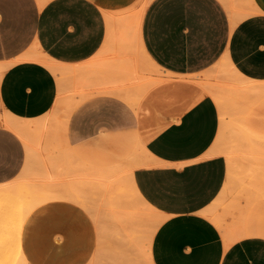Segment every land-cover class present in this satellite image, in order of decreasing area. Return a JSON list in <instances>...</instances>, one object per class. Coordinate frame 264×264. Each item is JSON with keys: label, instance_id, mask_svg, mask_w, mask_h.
Here are the masks:
<instances>
[{"label": "crops", "instance_id": "0c3cea01", "mask_svg": "<svg viewBox=\"0 0 264 264\" xmlns=\"http://www.w3.org/2000/svg\"><path fill=\"white\" fill-rule=\"evenodd\" d=\"M145 1L140 37L148 62L137 68L132 57H124L119 76L115 57L109 62L112 53L101 52L109 19ZM33 51L62 69L91 74L84 87L94 89L135 80L138 76H127L126 71L140 73L144 67L157 77L164 98L150 101L147 91V102L137 115L120 116L159 128L149 136L138 135L142 132L133 136H140L145 151L131 175L132 193L161 219L151 241L114 233L115 228L111 234L112 225L101 236L88 210L72 200L55 199L37 207L25 221L22 251L28 264H264V223L254 225L256 234L226 246L222 231L207 216L228 173L226 159L215 153L221 128L217 103L209 95L199 100L195 95L178 117L171 115V103L166 109L169 97L190 95L173 78H196L223 59L242 76L264 82V0H45L43 5L39 0H0V185L15 180L27 160L24 142L3 121L12 118L35 125L52 113L60 95L69 92L61 75L42 62L25 59ZM104 63L109 68L102 67ZM94 102L98 107L92 117L98 125L93 128L116 130L112 121L118 118L116 102ZM83 118L81 112L73 117L72 135L87 134ZM83 146L66 145L56 154L62 155L57 168L73 169L70 162L80 159L68 160L69 147ZM69 167L67 174L62 170L61 187L80 177H94L95 172L76 175ZM68 169L75 176L68 177ZM82 189L81 193L91 191ZM130 224L131 231L138 230V225ZM115 234L121 240L117 236L115 242Z\"/></svg>", "mask_w": 264, "mask_h": 264}, {"label": "rangeland", "instance_id": "374dc122", "mask_svg": "<svg viewBox=\"0 0 264 264\" xmlns=\"http://www.w3.org/2000/svg\"><path fill=\"white\" fill-rule=\"evenodd\" d=\"M143 4L144 3L142 2L134 9H142ZM110 52L112 53V56L108 59L109 62H112V59H114V53L113 50ZM141 63H144L142 59ZM102 67H108V65L104 63ZM139 70L140 73L137 75L138 78L125 84H114L112 86L96 89H94L92 86H86L76 89L75 91L66 92L63 97L64 104L62 107L54 109L48 116V118L51 120L50 127L39 137H41L40 139L41 143L43 142L42 144L46 143L50 145L48 148H50V152H52L57 159H60L61 156L56 154L62 152V149H64L66 145L77 142L84 144L85 149L81 150H77L76 148H74L75 150H71L73 147H69L71 148L69 150V155H71L70 157L74 159L79 157V159L85 163L82 164L81 161L77 159L79 162H77L76 165L79 169L82 167V165H85L83 166L85 171L82 170V172H77L78 175H85L88 174V172H96L97 169V171L101 169L104 170L107 167L108 169H106V171L109 172L116 173L117 170H119L120 176H122L124 196L130 205H127L126 211L130 210L131 214L135 216L131 217L133 218L132 223L138 225L139 228L136 226L138 228L137 232H135V230L131 231L132 225L129 221H125L127 223L125 224L130 229L129 230L128 227L125 226L124 221L122 220L123 218H120V216H123L122 214H118L119 218H116V220L118 222L121 221L119 222L120 224L123 222V224L120 225L118 222H115L112 225L115 229L118 226V230L116 229L117 233H119L121 229V231H124V234H130L129 236L132 235L133 238H142L144 236L148 241L149 237L152 236L156 225L161 222V219L153 213V210L148 209L146 206L138 202L132 191H130V189L127 187L126 172L130 168L136 166L138 159L140 160L144 157V153L142 151L143 142L140 139V136H137L136 138L133 137L137 135L135 133L142 132V134L139 133L138 135L145 137L153 134L159 128L152 123L146 124V120L141 121L139 119L140 123L137 125L135 123H131L130 120L121 118L120 116L126 114L129 115L130 112L134 115H137V111L140 109V106L142 107L147 102L144 101L147 98L146 94L144 93L147 91H149L147 95L150 96V101L163 99L164 88L159 89L157 87V77H153L150 73L144 70V67L140 68ZM172 80H175L178 82V84L187 87V89L190 90L189 94H192L191 96L186 95L185 97L178 98L177 100L170 97L167 99L166 109L168 108V103H171V115H176L177 117L182 111L186 109L192 97L196 95L197 100L203 97L205 95L204 91L207 87H214L219 90L222 89L224 92L227 91L224 89L228 88V80L226 79L225 74L217 73L213 70H210L196 78H173ZM137 82L139 83L137 84ZM81 89H83V92ZM228 92L229 97L233 98V96H235L232 91L229 90ZM99 99L112 100L116 102L115 109L116 113L118 114V118L112 121L113 126H116L117 129L113 132H109L106 129L97 130L96 128H93L98 125V123L94 122L92 117V111L94 110V107H98V103L95 104L94 101ZM225 104L229 105L228 99L226 100ZM232 104L233 103H231L227 108L230 115L228 114L225 118V127L222 124V117L220 115L221 128L216 147H219L220 150L231 152L234 168L230 164L226 154L216 153L226 159L228 163V173L224 188L216 200L213 208L209 211L212 212L214 217L220 220L219 224L216 221L213 222L220 228L221 231L224 228L241 230L247 226H254L258 224V221L264 223V174L260 177H257L250 175L249 171L253 162H261V164L264 166V149H257L258 147L247 139V135L251 134V132L247 130L244 122L245 117L248 122L256 121V119H264V108H259L254 113L247 112L245 114ZM217 105L220 112V105L218 103ZM78 112L85 114V118H83L81 121L82 124L87 128V134L83 136L72 135L69 128L72 125L73 117ZM101 121V125L104 126V120L101 119ZM222 126L224 129H222ZM44 133L47 135L45 136V139ZM256 134L257 133H252V135ZM260 136L263 137L262 134ZM74 164L73 167H76ZM36 166L37 164L34 165V170L31 173L32 175L28 176V179L23 178L16 181V185L22 186L24 188L23 193L26 196L30 194L31 190H34L36 197L35 199H32V202L28 204L25 209L22 210V230L25 221L37 207L55 199L72 200L80 204L86 210H88V212H90L96 222V212L98 211V199L96 198L98 195L96 196L93 191H90L89 193H81V190H83L82 188L85 187L84 183L88 178L85 177L84 179H81L80 177L74 179L71 183H69V185H64L61 187L59 185L60 180L47 179L43 177L39 174V169ZM89 167H93V169L91 170ZM32 185H36L37 187L32 189ZM109 199L110 198H108V200ZM27 200L30 201L31 199L28 198ZM100 200L104 201L107 199L100 198L99 201ZM105 207H107V209L108 207L109 209L112 208L113 210L114 205H106ZM114 209H116V207ZM123 211H125V209ZM108 212L109 210H107V212L105 210L104 215L107 216V214H109L108 216H110V213ZM105 220L111 221V223L116 221L115 219L113 220V218L110 220L105 218V225H109V222L106 224L107 221ZM96 224L100 229L102 222L97 220ZM119 225L123 226L120 227ZM22 230L18 234L20 239L14 243L13 252V256L19 260L25 258L22 251ZM101 231L102 230L100 229V232Z\"/></svg>", "mask_w": 264, "mask_h": 264}, {"label": "bare ground", "instance_id": "6f19581e", "mask_svg": "<svg viewBox=\"0 0 264 264\" xmlns=\"http://www.w3.org/2000/svg\"><path fill=\"white\" fill-rule=\"evenodd\" d=\"M39 1H40L41 5H43V3L45 2V0H39ZM147 4H148V2L145 1L142 9H139V10L134 9V8L128 9L127 11L121 13L116 18H114L113 17L114 15L112 14L111 16L113 18L109 19V28H108L109 29V35H107L108 38L106 37L107 41L105 42L106 44H105L104 48H102L103 50L101 52H104L105 50L107 52H110L111 50H113V53H114L113 58L115 57V62L117 64V68H116L117 71H115V72H117L116 74H118V75L120 72L121 73L124 72V69L120 68L118 66L123 61L124 57H128V58L132 57V62L136 65L137 68L141 64V59H142V61H144V63L148 62V58L142 50L141 37H140L141 36V23H142L144 11L146 9ZM107 16L111 17L110 14ZM107 16H106V18H107ZM107 24H108V22H107ZM113 45H115V46H113ZM25 59L42 62L46 66H48L52 71H54L56 74L61 75L62 77L60 78V82L62 84L65 82L64 88H65V90H67L69 92L75 91L76 89H80L81 87H84L85 85L88 84L87 83L88 80H91V78H92L91 74L82 75V74H79L76 69H62L58 64L53 63L52 61L48 60V58L45 55H43L42 53H40L38 51H33L32 53L28 54ZM213 71H215L217 73L225 74L226 79L228 80V82H227L228 88L224 89V90H227V91L224 92V91H222V89L219 90V89L214 88V87H207L205 89L204 93H205V95L211 96L220 105V115L222 117V122H223L222 124L224 127L226 126V124H224L225 118L229 114L227 108L231 103H233L232 105L236 106L239 110L243 111V113H245V114L247 112L254 113L259 108L260 109L264 108V82L254 81V80H251V79H248V78L242 76L233 67L231 62L227 59H223L218 65L215 66ZM138 73L139 72L137 70H134L133 72H128V73L126 71L127 76H129L130 74H132V76L138 75ZM138 83L139 82H137V84ZM137 84H135V85H137ZM81 90L83 92V89H81ZM229 90L234 93L235 96H233V98L229 97V95H228ZM227 99H228L229 105L225 104ZM63 104H64L63 95L62 96L60 95L58 100H57L55 109L62 107ZM61 112H64V111H61ZM245 118H244V120H245L244 122H245L246 128H247V130H249L251 132V134L247 135V139L251 143H254L258 147L257 149L263 150L264 149V121H263L264 119H261V120L256 119V121H251V122L249 121L248 122ZM60 120H62V119H60ZM50 121L51 120L48 117L43 119L41 122H39L35 125L29 124V123L28 124L21 123L20 121L13 120L12 118L11 119H5L3 121V124L7 128L14 131L16 134H18V136L24 142V144L26 146V150H27V160H26V165L24 167V170L15 180H13L9 183L0 185V264H28L26 258L19 260L13 256V254H14L13 253L14 252V243H15V241H18L20 239V236L18 234L22 230V218H21L22 210L25 209L27 207V205L32 202V199H35L36 197H35V191L34 190L32 191L31 189H28V190H31V192L29 195L26 196L23 193L24 188L22 186L16 185V181L18 179H23V178L28 179V176L32 175L31 173L34 170L33 167L36 164H37L36 167L39 169L40 175H42L43 177H45L47 179H55V180H60L61 176H62V170L65 171L66 170L65 168L69 167V166L65 165L66 167L63 168V165L60 166L61 165L60 164L59 166L62 168H60V167L57 168L56 163L60 162L59 159H57L54 156V154L52 152H50V150H49L50 148H48V146H50V145L47 144V147H43L44 144H42L43 142L41 143V139H40L41 137H39V136L42 135L43 132L50 127ZM223 126H222V129H224ZM252 133H257V134L252 135ZM261 134L263 135V137L260 136ZM45 136H47V135H45V133H44V139H45ZM45 148L47 149L46 152H45ZM87 150H89V149H87ZM143 150L145 151V148H143ZM215 153L226 154L228 156V160H229L230 164L232 165V167L234 166L233 158L231 156V152L226 151V150H220L218 147V149L215 151ZM79 155H77V156H79ZM69 158L71 159V157H68V160H70ZM77 159H79V157ZM64 160H66V158H64ZM68 160H67V162H68ZM70 161H72V160H70ZM49 164L52 167L49 166ZM70 164H74V166H76V167L72 166L73 169H71ZM70 164H69L70 165L69 169L73 170V173H76V175H77V172H80V171L82 172V170L85 171V168L83 167L85 165H82V167L79 169L76 165L77 164L76 161H74L73 163L70 162ZM104 167H107V166H104ZM135 167L136 166L130 168L126 172L127 187L130 189V191H132L131 175H132V172L134 171ZM74 168L77 169L76 170L77 172L76 171L74 172V170H75ZM50 169L52 170V173H50L51 172ZM69 169H68V171H69ZM89 169L92 170L93 167L92 168L89 167ZM106 169H108V167L105 168L104 170L101 169L99 171H97L98 170L97 169L96 172L93 174L94 177L87 179L86 182L84 183L85 189L90 188L89 190L93 191L96 194V196L98 195L96 198V199H98V201H97L98 211L96 212V215H97L96 222H97V220L102 222V225H100V227H101L100 229L102 230L101 232L103 234L100 232L101 236H104L106 234L105 232L108 231V229H107L108 227L106 228V226H108V225L104 224L105 218H108V220H110L112 218H113V220L114 219L116 220V218H119L118 214H122L123 216H120V218H123L122 220L124 221V224H125L128 221L130 223H132L133 218H131V217L134 216L131 214L130 210L126 211L127 205L128 206H130V205L126 201L125 196H124V188H123V184H122V176H120V171L117 170L116 173H113V172L106 171ZM48 170H50V172ZM110 171H111V169H110ZM249 171H250V175L260 177L261 175L264 174V166L261 164V162H253ZM66 172L67 171H65V173ZM70 173L71 172L69 171V174H68L69 176L66 175L67 173L65 175L68 177H71L73 175L75 176V174L71 173V175H70ZM63 175H64V173H63ZM62 177H64V176H62ZM76 178H77V176H76ZM88 186H89V188H88ZM31 187L33 189L34 187H37V186L32 185ZM107 197L110 199L108 200ZM28 198H30L31 200L28 201L27 200ZM100 198H103V199L105 198L107 200H104V201L100 200L101 201L100 202L99 201ZM111 199H113V200H111ZM137 199H138V197H137ZM106 205H108V206L114 205L113 210L111 207H110L111 209H109V207L107 209V207H105ZM142 205H144L148 209L152 210V208L148 207L149 205L147 206L144 203H142ZM115 207H116V209H114ZM124 209H125V211H123ZM105 210H106V212H107V210H109L108 213H110V216H108L109 214H107V216L104 215ZM128 215H131V216H128ZM207 216L209 218L211 217L210 219L212 221H216L218 224L220 223V220L217 219L216 217H214L212 212H208ZM137 217H138V215H137ZM105 221H107V220H105ZM108 222H109V226H111L112 224H114L115 222L117 223L118 221L116 220L113 223H111V221H107L106 224H108ZM119 222H121V221H119ZM119 222H118V224H120ZM160 223L161 222H159L156 225L155 230L157 229V227L159 226ZM121 224H123V222ZM126 224H125V226L128 227ZM122 226H120V227H122ZM135 226H137V225H135ZM117 227H116V229L118 230ZM113 228L114 227H110L109 229H111V231L110 230L109 231L112 232V230H114ZM128 229H129V227H128ZM131 229H134V228H131ZM154 231H153V233H154ZM222 231H223V237H224L226 246H230L235 241L240 240V239L247 237V236L254 235L258 232L257 229L253 225L247 226L246 228L241 229V230L225 229L224 228V229H222ZM113 232L115 233L116 230ZM113 232L111 234H113ZM120 232H121V229H120ZM120 232L117 234H120ZM122 232H124V231L122 230ZM135 232H137V229H135ZM107 234H110V233H107ZM110 236H113V235H109V238H110ZM117 236H116V234L114 235V238L116 237L114 239L115 242H117L116 241ZM131 237H132V235H131ZM107 238L105 239L106 241H107ZM124 238L125 237L123 236V239ZM119 239H120V237H119ZM151 239H152V236L149 237L148 242H150ZM98 240H100V239L98 238ZM109 240H112V237ZM136 241H138V240H136ZM128 244H130V243H128ZM111 245L112 244L110 242V246ZM115 245H119V244H115ZM125 246H127V245H125ZM123 248H126V247H123ZM114 249H116V247H114ZM134 260H137V259H134ZM147 262H148V260H147ZM132 264H135L134 261L132 262Z\"/></svg>", "mask_w": 264, "mask_h": 264}]
</instances>
